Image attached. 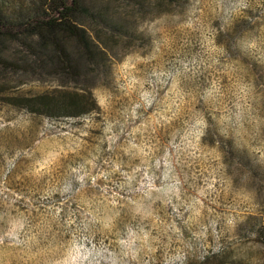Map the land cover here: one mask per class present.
Listing matches in <instances>:
<instances>
[{
  "label": "rangeland",
  "instance_id": "1",
  "mask_svg": "<svg viewBox=\"0 0 264 264\" xmlns=\"http://www.w3.org/2000/svg\"><path fill=\"white\" fill-rule=\"evenodd\" d=\"M138 27L86 84L0 63V264H264V0H188ZM60 84L98 109L16 103Z\"/></svg>",
  "mask_w": 264,
  "mask_h": 264
},
{
  "label": "trees",
  "instance_id": "2",
  "mask_svg": "<svg viewBox=\"0 0 264 264\" xmlns=\"http://www.w3.org/2000/svg\"><path fill=\"white\" fill-rule=\"evenodd\" d=\"M147 1L154 2L151 7ZM188 0H0V59L6 67L27 74H56L66 80L91 82L92 76L111 68L113 48L119 39L145 42L138 19L173 8H184ZM95 29V36L91 33ZM237 25L227 30L228 41L241 32ZM98 39L99 42L96 40ZM21 48L14 62L1 52L9 42ZM228 48L230 47L226 43ZM4 48V49H3ZM25 48L29 51L25 54ZM6 52V51H5ZM113 54L118 57L114 52ZM31 58V61L30 59ZM53 92L22 96L19 107L38 116L81 118L98 109L92 88L69 90L60 84ZM87 86V85H86ZM233 155V151L230 152ZM241 264L228 252L206 257L201 264Z\"/></svg>",
  "mask_w": 264,
  "mask_h": 264
}]
</instances>
